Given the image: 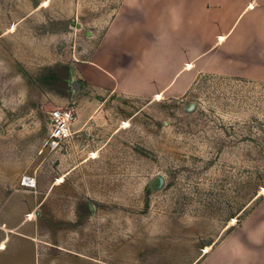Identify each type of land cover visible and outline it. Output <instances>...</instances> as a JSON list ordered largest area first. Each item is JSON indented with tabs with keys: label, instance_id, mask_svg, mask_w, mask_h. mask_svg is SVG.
I'll list each match as a JSON object with an SVG mask.
<instances>
[{
	"label": "rangeland",
	"instance_id": "obj_1",
	"mask_svg": "<svg viewBox=\"0 0 264 264\" xmlns=\"http://www.w3.org/2000/svg\"><path fill=\"white\" fill-rule=\"evenodd\" d=\"M201 2L0 0V222L36 218L41 240L99 264L263 258L240 228L264 199V72L185 56L175 31L189 13L200 26ZM116 26L129 31L122 54L104 60ZM95 53L110 87L87 82ZM134 75L143 90L123 80ZM67 108L70 135L50 150L49 114Z\"/></svg>",
	"mask_w": 264,
	"mask_h": 264
},
{
	"label": "crops",
	"instance_id": "obj_2",
	"mask_svg": "<svg viewBox=\"0 0 264 264\" xmlns=\"http://www.w3.org/2000/svg\"><path fill=\"white\" fill-rule=\"evenodd\" d=\"M205 1L200 4V26L193 27L189 13L184 26L182 19V25L178 26L175 31L181 32L182 30L184 34V41L187 42L185 56L190 59L195 49V58L201 61L205 57L207 66H215L222 73L246 74L242 69L244 66L248 68V76L250 74V76L254 75L253 78L260 79L263 74L261 72H264V0H210V8L209 0ZM224 20L227 21L226 25L222 24ZM128 33L127 27L125 29L116 26L105 34V38L109 40L105 48L109 47L112 51L110 54L114 58L109 57L105 52L104 60H114L115 54H122L121 43ZM175 49L177 48L168 51L173 64L185 65L183 67L185 70L191 69L192 64L194 65L191 60L186 62V58H181L176 61L181 55L175 53L173 51ZM126 53L131 52L126 51ZM142 57L143 55L140 56ZM101 58V55L95 53L89 62L85 63L89 71L87 82L94 87L99 83L110 87L113 82H117L116 76L113 74V68H108L106 62L105 66L102 65ZM156 60L155 65L158 67L160 66L159 55L156 56ZM131 68L133 65H128L127 73L133 71ZM154 72L153 76L157 79L158 69ZM136 77L134 75L130 80L128 78H123V80L132 84L133 91H138L137 87L141 84L143 90L144 80ZM165 81L163 90L171 87L172 80L165 79ZM156 85L160 87V84ZM148 86L146 89L153 87L149 84ZM155 94L156 99L163 96L161 92ZM1 225L8 228L13 227V230L0 227V244L3 243L4 246L0 247V264H99L94 261V258L82 252L53 246L41 240L38 235L39 221L36 218L18 217L10 222H0ZM240 229L246 234L244 236L249 242H253L256 246L264 245V199L248 215ZM233 255L236 256L237 253ZM219 257L220 255L217 256L218 262ZM253 264H264V255L263 258L255 259Z\"/></svg>",
	"mask_w": 264,
	"mask_h": 264
},
{
	"label": "built area",
	"instance_id": "obj_3",
	"mask_svg": "<svg viewBox=\"0 0 264 264\" xmlns=\"http://www.w3.org/2000/svg\"><path fill=\"white\" fill-rule=\"evenodd\" d=\"M72 111L70 109L54 110L49 114L50 120V140L48 142L50 150L57 149L66 137L70 135V120ZM24 186L33 187L35 179L25 175L23 177Z\"/></svg>",
	"mask_w": 264,
	"mask_h": 264
},
{
	"label": "water",
	"instance_id": "obj_4",
	"mask_svg": "<svg viewBox=\"0 0 264 264\" xmlns=\"http://www.w3.org/2000/svg\"><path fill=\"white\" fill-rule=\"evenodd\" d=\"M74 85L76 86V88H79L80 87V85L78 84V83H74Z\"/></svg>",
	"mask_w": 264,
	"mask_h": 264
},
{
	"label": "bare ground",
	"instance_id": "obj_5",
	"mask_svg": "<svg viewBox=\"0 0 264 264\" xmlns=\"http://www.w3.org/2000/svg\"><path fill=\"white\" fill-rule=\"evenodd\" d=\"M183 8V7H182ZM179 74V73H178Z\"/></svg>",
	"mask_w": 264,
	"mask_h": 264
}]
</instances>
